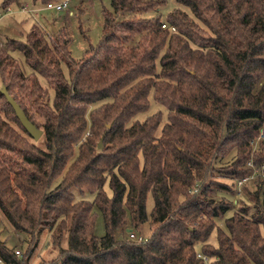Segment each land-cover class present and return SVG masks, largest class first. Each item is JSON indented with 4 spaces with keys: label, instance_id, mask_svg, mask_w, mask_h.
I'll return each mask as SVG.
<instances>
[{
    "label": "trees",
    "instance_id": "obj_1",
    "mask_svg": "<svg viewBox=\"0 0 264 264\" xmlns=\"http://www.w3.org/2000/svg\"><path fill=\"white\" fill-rule=\"evenodd\" d=\"M178 3L189 12L163 19L148 14L166 0H111L99 44L80 59L66 30L34 26L7 44L29 73L0 50L2 86L43 131L39 144L0 93V212L30 236L22 257L0 239L5 264H30L46 231L58 253L38 264H264V178L243 182L257 185L253 211L233 201L249 163L264 168V0ZM152 102L167 115L140 120ZM150 221L147 238L116 236Z\"/></svg>",
    "mask_w": 264,
    "mask_h": 264
},
{
    "label": "rangeland",
    "instance_id": "obj_2",
    "mask_svg": "<svg viewBox=\"0 0 264 264\" xmlns=\"http://www.w3.org/2000/svg\"><path fill=\"white\" fill-rule=\"evenodd\" d=\"M166 1L167 4L164 8H161L158 12L148 14V17L161 14L163 19H165V17L176 8H181L188 11L183 5L178 3L179 0ZM3 2L4 0H0V12L3 14L0 18V50L9 51L12 57L21 64L26 73L29 72L25 64L24 57L19 51H11L8 49L7 44L9 40H16L25 43L29 32L34 26H38L50 34L55 31L57 32L60 29H64L66 30L68 36L72 39V56L75 59H80L91 46H97L99 44L103 33V10H111V0H69V6L63 11L47 9V5L40 0H19V3L11 5V12H4V8L2 6ZM22 6H27L28 11L21 10ZM43 85L46 86L44 82ZM1 87L2 81L0 76V88ZM50 98H53L52 92H50ZM158 111H163L164 116L167 115V111L163 107L152 102L149 112L146 114H141L139 119L143 120L148 115L154 114ZM37 119L40 125H44V118L37 115ZM164 122L166 121L164 120ZM40 139L37 140L39 144ZM255 143H258V140ZM235 155L236 150H233L226 158L219 162V165H230L233 162ZM218 179L228 184H232L233 182L229 179H223L220 177H218ZM256 188L257 185L254 183H250L245 190L242 188V190H239L238 186H236L237 191L233 196V201L239 200L241 196L247 200V204L240 201L236 202V210L247 206L249 210L253 211V204L252 202H248V199L252 198L249 193L255 192ZM219 195L223 196L225 194L221 193ZM87 198L89 200H93L91 196H88ZM152 207L153 200L150 197L147 203L149 212L151 211ZM97 214L95 234L98 237H103L105 235L104 217L100 212H97ZM229 215L230 214H228V216ZM0 219V239L6 242L10 247L18 250L20 252L19 256L22 257L29 248L30 236L20 233L17 234L10 223L3 217L1 212ZM222 221H218L219 226L221 227L224 226ZM157 224L158 223L155 221H150L141 227V231H129L131 224L128 222V224H126L122 230L116 232V236L119 239H130L129 232H134L137 236L136 238H147L151 234V231L157 226ZM209 242L214 246H217L216 231L212 233ZM197 249L199 250L200 246H197ZM57 253L58 250L52 245L51 233L46 231L42 235L41 242L38 248L35 250L30 264H38L43 259H51L55 257Z\"/></svg>",
    "mask_w": 264,
    "mask_h": 264
},
{
    "label": "water",
    "instance_id": "obj_3",
    "mask_svg": "<svg viewBox=\"0 0 264 264\" xmlns=\"http://www.w3.org/2000/svg\"><path fill=\"white\" fill-rule=\"evenodd\" d=\"M0 93L3 94L8 103L12 106V108L15 111L16 117L19 119L21 124L23 125L24 129L28 132V134L34 139L39 140L42 137L43 131L39 129L35 124H33L28 117L26 116L24 110L20 107V105L10 96L5 86H2L0 88ZM103 139L99 142V148H102L103 145ZM130 231V230H129Z\"/></svg>",
    "mask_w": 264,
    "mask_h": 264
},
{
    "label": "built area",
    "instance_id": "obj_4",
    "mask_svg": "<svg viewBox=\"0 0 264 264\" xmlns=\"http://www.w3.org/2000/svg\"><path fill=\"white\" fill-rule=\"evenodd\" d=\"M69 6V0H63V1H60V2H52V3H48L47 4V9H50V10H55V11H63L65 9H67V7ZM23 11H28V8H26V6L22 7ZM12 11V8L9 7L7 9L4 10V12H11ZM34 11V10H33ZM2 13L0 12V18L2 17ZM166 25H163V27H165ZM1 45V44H0ZM260 139H263V134H261ZM249 166L252 167L254 170H253V174L251 175V177L249 178H246L244 179L243 181H239L238 182V189L241 190L242 188V185H243V182L245 181H248V180H251L253 179L255 176L257 175H261L263 178H264V168L262 169H258L256 168L252 162L249 163ZM129 235H130V238L133 239V240H136V235L133 233V232H129ZM139 240H142V238H139ZM17 255H20V252L19 251H16ZM0 264H5L3 261L0 260Z\"/></svg>",
    "mask_w": 264,
    "mask_h": 264
},
{
    "label": "crops",
    "instance_id": "obj_5",
    "mask_svg": "<svg viewBox=\"0 0 264 264\" xmlns=\"http://www.w3.org/2000/svg\"><path fill=\"white\" fill-rule=\"evenodd\" d=\"M22 8V7H21ZM26 8H28L27 6H26Z\"/></svg>",
    "mask_w": 264,
    "mask_h": 264
}]
</instances>
